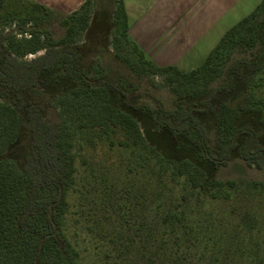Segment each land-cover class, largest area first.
Returning a JSON list of instances; mask_svg holds the SVG:
<instances>
[{
  "label": "trees",
  "instance_id": "trees-1",
  "mask_svg": "<svg viewBox=\"0 0 264 264\" xmlns=\"http://www.w3.org/2000/svg\"><path fill=\"white\" fill-rule=\"evenodd\" d=\"M18 1L27 10L20 23L13 24L14 13L8 12L0 25V264H65L62 225L76 169L67 127L49 118L46 110L63 108V95L69 91L72 99L80 94L96 99L100 92H109L116 98L115 105L119 102L133 110H118V125L124 133L143 135L169 163H182L184 157L189 160L183 164L190 166V191L174 195L173 169L162 170L144 189L136 188L135 199L145 211L159 201L168 207L154 216L148 211L130 232H123L122 227L113 232L112 250L139 254L144 264H209L201 254L210 252L205 237L210 227L189 212L193 199L202 202L205 198L199 166L215 171L237 158L243 162L240 167L264 169L260 106L264 101L258 99L255 104L247 89L251 75L264 66V0L228 28L203 61L188 71L156 65L130 39L123 0H99L96 12L91 8L93 0H85L68 15L32 0ZM111 4H115L111 11L115 33L110 42L114 59L120 63L130 46L136 57L129 70L148 87L162 78L176 93L170 106L156 100L154 105L136 101L113 79L97 74L92 65L96 53H89L85 42L77 43ZM37 12L63 17V35L53 37L37 22L31 24ZM101 22L108 28L105 19ZM232 92H239L237 102H215L218 95ZM185 93L201 97L202 107L186 105ZM206 114L210 115L207 120ZM106 154L104 165L110 159ZM225 183L235 184L214 177L206 181L211 186Z\"/></svg>",
  "mask_w": 264,
  "mask_h": 264
},
{
  "label": "rangeland",
  "instance_id": "rangeland-1",
  "mask_svg": "<svg viewBox=\"0 0 264 264\" xmlns=\"http://www.w3.org/2000/svg\"><path fill=\"white\" fill-rule=\"evenodd\" d=\"M167 1L123 0V3L128 16L129 36L133 41L140 42L139 47L146 50V56L155 53L162 62H177L181 57L169 55L168 52L175 49V46L170 44V33L165 31V25L161 22L162 6L165 9ZM100 2L93 0L91 8L94 12L99 9ZM114 7L115 4L107 5L101 20L100 15L97 16L89 31L86 35L83 33L77 43L85 42L88 52L96 53L92 65L97 74L103 73L113 79L136 101H146L149 105L160 101L170 106L176 93L171 86L161 81L162 78L158 77L156 85L148 87L140 76L129 70L130 62L136 57L131 53L130 46L123 52L124 58L120 63L114 59V50L110 45L111 36L115 33V27L112 26L114 17L111 14ZM8 12L14 13L13 24L16 25L27 10L21 7L18 0H0V25L4 20L3 15ZM105 12L109 15L108 20L103 17ZM35 17L31 24L37 22L39 27L51 32L53 37L63 35V17L43 12L35 13ZM102 19L109 23L108 28L101 22ZM194 20L191 19V25H194ZM217 22L208 23L209 31L212 26L217 29L221 23L224 24V21ZM225 24L221 27L230 26L228 22ZM217 32H209V35L215 36ZM185 58L182 57L183 60ZM203 58L196 56L186 59L194 62ZM222 67L223 64L219 69ZM211 85L206 86V91ZM247 89L255 104L258 99L264 101V66L260 72L251 75ZM238 94L232 92L218 95L214 100L216 103H235L239 100ZM185 96L186 105L202 107L201 97H191L187 93ZM63 97V108L60 106L52 110L49 107L46 110L49 118H56L67 127L71 142L70 155L76 169L75 178L69 186L62 225L66 240L62 252L63 261L65 264H144L140 255L131 251L122 249L116 254L112 250L114 243L110 237L120 227L123 232L132 231L148 211L152 216L166 211L168 206L162 204L164 201L158 204L154 202L145 211L143 205L135 199L136 188L144 189L146 183L161 174L162 170L173 169L176 172L172 181L174 195L184 190L190 191L187 181L190 166L183 164L188 159L184 157L182 163L178 164L169 163L144 141L143 135L129 136L124 133L118 125V110H133L123 107L119 102L120 106L115 105L116 98L109 92H100L96 99L81 94L72 99L70 91ZM53 105L58 104L53 101ZM260 106L264 112V104ZM205 118L209 119L210 115L206 114ZM262 134L264 138V132ZM106 152L110 158L106 163L108 166L101 163ZM182 153L185 155V150ZM91 156L92 160L89 158ZM240 165L243 162L234 158L229 165L215 171L199 166L200 190L205 192V198L210 197L211 200L204 198L201 202V199H193L194 205L189 208V212L194 220H202L210 227L205 237L209 239L211 249L201 254L202 261L209 264H264V169ZM210 177L224 182L232 180L235 184L211 186L206 184ZM255 182L256 185L253 184ZM196 191L193 190L192 198Z\"/></svg>",
  "mask_w": 264,
  "mask_h": 264
},
{
  "label": "crops",
  "instance_id": "crops-1",
  "mask_svg": "<svg viewBox=\"0 0 264 264\" xmlns=\"http://www.w3.org/2000/svg\"><path fill=\"white\" fill-rule=\"evenodd\" d=\"M53 10L60 15H68L77 10L85 0H32ZM261 0H168L166 8L163 7L162 24L168 37L172 40L170 44L175 49L168 52L171 56L181 57L177 62H162L158 54L148 53V58L158 66L175 65L181 70L188 71L198 66L206 55L212 50L225 31L249 14ZM127 14V13H126ZM194 18V25L190 24ZM188 20V22H187ZM224 21L230 26H223L209 31L208 23ZM128 22V16H127ZM217 22V23H218ZM213 24V23H212ZM226 25V24H225ZM161 27V25H159ZM218 31V32H217ZM128 25V36H129ZM209 32L217 34L209 35ZM130 37V36H129ZM131 39V38H130ZM138 46L140 42L134 41ZM146 54V50L142 48ZM203 56L204 58L192 62L187 57ZM182 57H186L184 60ZM179 61V62H178ZM185 61H189L188 63ZM172 63V64H171Z\"/></svg>",
  "mask_w": 264,
  "mask_h": 264
}]
</instances>
